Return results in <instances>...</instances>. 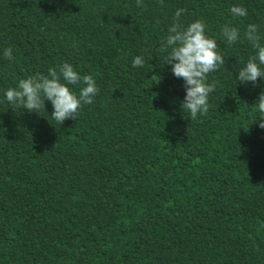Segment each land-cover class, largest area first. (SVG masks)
<instances>
[{
	"label": "trees",
	"instance_id": "trees-1",
	"mask_svg": "<svg viewBox=\"0 0 264 264\" xmlns=\"http://www.w3.org/2000/svg\"><path fill=\"white\" fill-rule=\"evenodd\" d=\"M177 8L224 60L196 120L157 51ZM226 22L264 30V0H0V98L62 61L100 88L61 125L48 101L0 103V264H264V85L234 80L252 49L223 41Z\"/></svg>",
	"mask_w": 264,
	"mask_h": 264
},
{
	"label": "clouds",
	"instance_id": "clouds-1",
	"mask_svg": "<svg viewBox=\"0 0 264 264\" xmlns=\"http://www.w3.org/2000/svg\"><path fill=\"white\" fill-rule=\"evenodd\" d=\"M186 9L177 8L162 37L158 52L163 55V65H170L171 74L183 81L184 95L182 100L176 98L173 103L179 102V107L186 111L191 120H196L209 108V96L215 91L216 82L209 81V73H214L224 62L222 50L217 46V39L208 34V25L203 18H197L184 24L182 15ZM228 14L236 18H245L248 15L246 7L241 3H233ZM223 41L232 46L237 43L247 44L252 49L243 66L236 70L235 81L240 84H252L253 87L264 85V30L262 25L248 23L243 26L226 22L220 27ZM0 57L13 59V48L0 49ZM145 58L136 55L131 65L143 67ZM77 67L68 61L49 67L46 74H29L18 78L15 85L3 89L0 103H7L10 109L27 113L44 111L45 101L51 104L50 118L60 125L67 119L75 120L79 110L84 105H91L98 96L100 88L93 74H81ZM255 109L259 114L258 127L264 129V88L255 101ZM45 112V111H44Z\"/></svg>",
	"mask_w": 264,
	"mask_h": 264
}]
</instances>
